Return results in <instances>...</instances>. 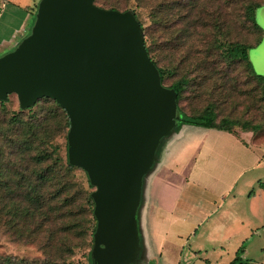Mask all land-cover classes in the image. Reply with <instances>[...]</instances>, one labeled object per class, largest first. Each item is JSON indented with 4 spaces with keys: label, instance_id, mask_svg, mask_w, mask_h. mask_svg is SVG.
I'll list each match as a JSON object with an SVG mask.
<instances>
[{
    "label": "water",
    "instance_id": "obj_1",
    "mask_svg": "<svg viewBox=\"0 0 264 264\" xmlns=\"http://www.w3.org/2000/svg\"><path fill=\"white\" fill-rule=\"evenodd\" d=\"M29 34L0 55V100L21 109L54 99L67 113V156L94 186L92 264H136L144 176L176 127L177 94L162 84L131 10L94 0H39Z\"/></svg>",
    "mask_w": 264,
    "mask_h": 264
},
{
    "label": "trees",
    "instance_id": "obj_2",
    "mask_svg": "<svg viewBox=\"0 0 264 264\" xmlns=\"http://www.w3.org/2000/svg\"><path fill=\"white\" fill-rule=\"evenodd\" d=\"M129 1L94 0V3L106 9L131 10L135 14L162 84L171 80L165 86L173 88L177 94L176 127L185 124L258 133L260 129L256 125L239 123L228 116L218 120L216 102L208 103L195 115L186 114L180 107L184 92L191 87L204 89L213 83L214 91H221L226 85L237 90L239 82L228 73L239 66L248 75L249 80L245 82L253 81L264 99V79L253 72L248 58V49L254 44L228 39L217 10L209 27L204 18L209 15L206 1L210 0H133L135 6H130ZM249 1L244 19L258 33L255 42L258 44L262 31L254 13L262 4ZM36 8L37 4L34 12ZM136 9L147 13L150 24L142 22ZM205 28L211 29L212 39L206 38L205 46L199 49L196 41L205 38L200 37V30ZM156 31L164 39L159 44L155 41ZM11 95L7 100H0V225L13 240L36 243L43 258L29 260L6 255L0 257V264H79L72 261V256L75 249L86 243L89 247L87 264H92L90 252L96 228L94 201L92 191L86 190L77 170L83 173L88 188L94 186L83 169L68 161V115L54 99L47 97L25 109L8 111L3 105ZM59 134L64 138L63 155L60 145L52 141V137ZM243 250L241 246L227 264H253L254 260L243 256Z\"/></svg>",
    "mask_w": 264,
    "mask_h": 264
},
{
    "label": "crops",
    "instance_id": "obj_3",
    "mask_svg": "<svg viewBox=\"0 0 264 264\" xmlns=\"http://www.w3.org/2000/svg\"><path fill=\"white\" fill-rule=\"evenodd\" d=\"M1 1L0 13L5 7L4 0ZM35 4L33 0L24 8L34 12ZM14 5L16 8L17 4ZM191 132L199 140V151L182 181L175 182L174 191L167 196L163 192L165 182L173 174L165 166V160L171 156L168 144L162 149L163 161H159L153 173L162 179L150 178L149 195L142 201L146 208L139 217L140 230L146 235L144 246L152 245L149 229L162 234L159 228L165 227V239L169 240V231L176 228L174 234L182 247L181 255L184 246H193L187 250V262L205 255L206 264H227L240 246H248L245 243L264 236V133L202 127H194ZM173 176L174 180L180 179L179 174ZM189 183L193 184L194 193L183 195ZM179 208L181 213L176 214ZM166 243L163 241L161 246H168ZM260 245L264 246V240ZM261 246L259 249L263 250ZM210 249L214 255L209 254ZM246 258L254 260L253 264H264L254 253Z\"/></svg>",
    "mask_w": 264,
    "mask_h": 264
},
{
    "label": "rangeland",
    "instance_id": "obj_4",
    "mask_svg": "<svg viewBox=\"0 0 264 264\" xmlns=\"http://www.w3.org/2000/svg\"><path fill=\"white\" fill-rule=\"evenodd\" d=\"M35 1L37 4L39 0ZM1 2L2 1L0 0V4ZM249 2V0L206 1L209 15L205 16L204 20L209 24L210 27L214 21V11L217 10L221 13L219 20L222 22V30L223 32H226L228 39L237 40L247 44H254L248 49V58L253 72L257 75H260L264 79V0H254V2L262 4L255 10L254 13L255 22L262 31V38L258 44H255L256 39L258 38V33L254 32L251 29L249 22L244 19V10ZM32 3L33 0H4L3 6L5 7L1 9L0 13V55L14 49L20 40L29 34L34 22L35 12H30L28 9H25L24 6ZM14 4H17L16 8L14 7ZM129 5L135 6L134 1L130 0ZM136 11L145 25L150 24L149 18L147 17V13L145 11L140 9H136ZM200 32V37L205 38L196 41L199 49L205 46L204 40H206V38L212 39V31L210 28L201 29ZM159 35L160 32H154L155 41L158 44L164 41V39ZM5 36L6 38H3ZM228 74L229 77L232 76L239 82V85L236 88L237 90H231L229 88L230 86L228 87V85H226L225 87L227 89L224 88L221 89V91L219 89L214 91L212 89L213 83H211V85L209 84V86L206 88L204 87V89L202 87L198 88V86L195 88L191 87L186 92H184V99L180 102L181 110L186 114L195 115L201 113L208 103L216 102L218 106V120L228 116L234 120H237L239 123H247L249 126H258L260 129L259 132L263 134L264 99L261 96L260 89L257 88L253 81L245 82L247 79L249 80V78L246 71L243 70V67L241 66L232 69L231 73ZM170 83L171 80L164 81L165 85H169ZM3 107L8 111H18L19 105L16 95H11L10 99L3 105ZM194 127L197 126L184 124L179 127H175L172 134L161 141L156 152L155 163L151 170L144 176L143 180L142 200L137 212L139 230L141 229L139 224L140 212L142 213L146 208L142 201L144 197H148L149 190L151 189V186H149L150 178H156L158 180L162 179L159 175L153 174L155 171H157L156 167L159 164V161H163L162 149L166 144L171 147V156L165 160V166L169 167L175 176H178L179 174L180 177V179L174 180V176L171 174L169 179L165 182L163 192H165V195L167 196V193L174 191L175 182L177 183V181H182L181 177L186 175L187 170L193 161L192 159L199 151L197 148L199 140L195 139L194 133L191 132L194 130ZM234 128L240 127L235 126ZM173 138L174 140L172 141L171 139ZM52 139L53 142L60 145V154L63 155L64 138L62 134L55 135L52 137ZM77 172L81 174V180L86 190L93 191L94 188H88L86 186L83 173L80 170H77ZM192 189L193 184L189 183L185 191L183 190V195L188 193L193 195L194 190ZM181 207L182 211H184L182 205ZM178 212L181 213L180 208L176 211V214H178ZM150 225L152 226L151 220ZM159 230H162V234H157L154 229H149L150 240L152 242L151 246H144L146 244V235L140 230L142 249L140 259L136 264H206V261L204 260L205 255L199 259H195V262H187V250H190V247L192 248L193 246H184L181 255L182 247L176 241V228L172 229V231H169L168 234H170V236L166 237L169 240H171L169 237L175 238L171 240L172 242L170 243L169 240L165 239L166 228L161 226ZM262 238L263 239H258L256 237L253 243H250V241L245 243V245L248 246H243L246 247V250H243V255L246 257L248 254L253 255L254 253L255 257H260L261 261H263L264 249H259V246H261V241L263 242L264 240V236H262ZM163 241H166L168 246H161ZM88 250L89 247L87 243L84 245V247L75 249V252L72 256V261L79 264H87ZM208 252L209 254L211 253L214 255L211 249L208 250ZM6 255L13 256L17 259L24 258L29 260L43 258L42 252L36 243L15 241L6 233L5 227L0 225V257Z\"/></svg>",
    "mask_w": 264,
    "mask_h": 264
}]
</instances>
